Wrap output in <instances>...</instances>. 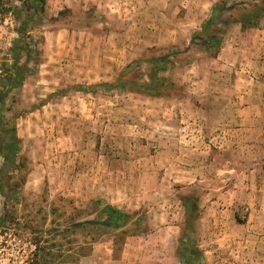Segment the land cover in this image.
Instances as JSON below:
<instances>
[{
  "label": "rangeland",
  "instance_id": "1",
  "mask_svg": "<svg viewBox=\"0 0 264 264\" xmlns=\"http://www.w3.org/2000/svg\"><path fill=\"white\" fill-rule=\"evenodd\" d=\"M37 1L0 0V264L38 236L64 252L72 223L104 230L76 264H187L180 237L203 264H264V0H44L10 89L12 10Z\"/></svg>",
  "mask_w": 264,
  "mask_h": 264
},
{
  "label": "trees",
  "instance_id": "2",
  "mask_svg": "<svg viewBox=\"0 0 264 264\" xmlns=\"http://www.w3.org/2000/svg\"><path fill=\"white\" fill-rule=\"evenodd\" d=\"M44 0H38L37 4L34 6L32 14L29 16L21 15L22 10L16 9L12 10L14 18L19 22V25L16 27L17 39L13 42L11 47V57H12V64L9 71V77L6 80V85H10V89L13 87H18L22 83V77L20 76L19 69H20V53L23 49L26 48L28 42L25 40V36L28 31V24L29 21L34 17L35 14L39 13L43 10ZM249 23V24H248ZM209 21L206 22L202 30L206 28ZM255 25L256 20L249 21L247 23L241 22V27H249V25ZM212 43H219L220 40L217 38L211 39ZM218 52V50H217ZM163 68L162 66H159ZM116 84H102L105 88H113ZM95 86L90 87H78L77 90L79 91H87L89 89H93ZM9 89V88H8ZM6 90L5 92L0 91V116L1 110L5 103V98L7 93L10 90ZM1 119V117H0ZM2 130L0 129V132ZM11 136L13 140V144H8L7 149L8 153L14 154L15 153V134L14 130H11ZM96 204V203H95ZM100 212L105 214L108 221V227L115 226L119 222L128 223L129 221H133L134 217L127 213H124L117 208L111 205H104ZM79 226V227H78ZM103 229L101 228H89L85 225H78V224H71L70 227L67 229V235L65 238L67 239V249L64 252L54 251V247L57 249L61 246L57 245V242H51L49 246H45L41 244V236H38L34 241L35 248L32 252V257L30 260L26 261V264H64V263H71L76 264L78 261L87 255L90 254L92 251V246L95 241L102 235ZM125 236L127 235V231ZM116 233V232H115ZM117 234V233H116ZM115 234V236H116ZM82 236V242L78 243L76 241V236ZM56 236V235H55ZM58 250V249H57ZM177 250L179 251L180 256L187 264H203L201 261V254L195 244L192 243V239H181L178 241Z\"/></svg>",
  "mask_w": 264,
  "mask_h": 264
},
{
  "label": "crops",
  "instance_id": "3",
  "mask_svg": "<svg viewBox=\"0 0 264 264\" xmlns=\"http://www.w3.org/2000/svg\"><path fill=\"white\" fill-rule=\"evenodd\" d=\"M261 33H263L264 34V30L263 31H261ZM262 44H264V40L262 41ZM251 61V60H250ZM252 63H253V61H251ZM256 62V61H255ZM257 62H260V63H262V64H264V60L262 61V60H258ZM246 65H249V66H244L243 68H240L238 71H237V73H238V75H239V77L240 78H246V79H250V80H253L252 78H250L249 76H250V74H252V75H255L256 74V70H253V69H251V67L253 66V64H250V62L248 61V64H246ZM262 73H264V69H263V72ZM262 78V77H261ZM262 81H264V78H262V79H260V80H258V81H255L256 83H259V84H261L262 86H264V82H262ZM240 87H243L244 88V91H247L246 90V88H248L247 86H245V85H240ZM252 121L253 122H258L259 120H258V118L256 117V116H253L252 117ZM240 131H243V130H240ZM240 135H242V132H240ZM259 138V136L258 137H256V140H259L258 139ZM261 141H263L262 139H261ZM259 144H261V143H259ZM259 144H254V145H252V148H248L247 149V151H249L250 149H252L253 150V147H260V148H262V152L264 153V149H263V146H261V145H259ZM259 148V149H260ZM228 150H230L231 148H227ZM237 150V149H236ZM242 153V151H238V159H241V158H243V155L241 154ZM250 166H264V162L262 161V162H260V161H255V162H252L251 163V165ZM251 215V214H250ZM252 216H250V218H249V220H248V222L246 223V224H244V225H246V227L249 229V226L250 227H252L251 229H253V227H254V225H250L251 224V221H252V218H251Z\"/></svg>",
  "mask_w": 264,
  "mask_h": 264
}]
</instances>
